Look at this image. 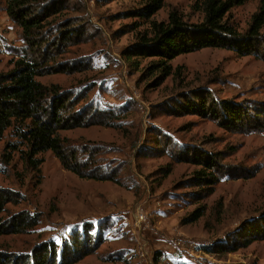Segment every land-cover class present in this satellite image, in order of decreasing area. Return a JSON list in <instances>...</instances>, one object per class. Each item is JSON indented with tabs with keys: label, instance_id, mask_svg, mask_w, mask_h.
<instances>
[{
	"label": "rangeland",
	"instance_id": "374dc122",
	"mask_svg": "<svg viewBox=\"0 0 264 264\" xmlns=\"http://www.w3.org/2000/svg\"><path fill=\"white\" fill-rule=\"evenodd\" d=\"M259 1L248 0L231 10L241 29L248 27ZM142 2L67 0L61 13L47 18L78 32L58 59L84 63L74 72L38 79L61 91L86 94L77 106L92 102L116 114L105 122L99 117L61 133L71 145L90 149L94 162L87 173L106 169L116 178L81 176L66 169L52 151L39 154L44 160L39 171L27 169L18 152L3 158L13 139L9 130L0 141V187L22 196L8 205L11 212L28 210L40 221L26 233L1 235L0 244L27 251L47 239L69 238L85 222L98 224L108 218L105 241L76 264H264V238L241 247L226 242L264 213V132H237L212 116L174 109L177 98L185 100L197 89L218 99L264 101V61L206 47L177 56L172 61L177 72L157 82L147 67L152 57L128 60L125 48L150 29L152 19L168 20L177 11L197 23L204 14L199 0H164L150 20L126 14ZM22 33L2 1L0 70L12 66L11 52L24 44ZM191 149L202 155L217 153L219 167L231 173L221 175L204 197L189 181L201 167L188 154ZM87 156L79 153L81 159ZM199 206L205 207L204 215L185 223L184 218Z\"/></svg>",
	"mask_w": 264,
	"mask_h": 264
},
{
	"label": "trees",
	"instance_id": "16d2710c",
	"mask_svg": "<svg viewBox=\"0 0 264 264\" xmlns=\"http://www.w3.org/2000/svg\"><path fill=\"white\" fill-rule=\"evenodd\" d=\"M2 1H5L9 17L22 27L24 43L11 52L12 66L0 70V141L9 130L13 135L4 148L3 158H8L10 152H18L27 169L39 171L44 161L39 154L52 151L66 169L81 176L115 179L111 175L113 171L107 173L106 169L87 173L94 162L90 149L71 145L70 139L61 133L64 129L90 125L99 117H104V122L112 119L116 116L114 110L100 109L92 102L77 106L86 94L61 91L38 79L49 73L74 72L79 68L76 65L84 63V60L80 63L79 60L58 59L78 32L71 27L68 29L73 30L59 27L47 19L52 13H61L67 0H0V3ZM142 1L140 7L126 14L150 20L165 5L164 0ZM247 1L199 0L204 16L197 23L189 22L177 11L172 12L168 20L152 19L150 29L139 34L125 48L123 55L128 60L152 57L147 67L150 75L156 74L157 82L159 78L177 72L172 64L177 56L206 47L226 48L264 61V0L259 1L246 29H241L230 16L234 7ZM47 20L50 26H46ZM184 99L177 98L175 111L212 116L223 127L237 132H264V101L218 99L202 89H197L194 94L187 93ZM79 153L88 156L81 159ZM190 153L201 167L195 170L189 181L198 187L199 196L204 197L227 172L219 167L217 153L202 155L198 149L194 152L191 149ZM227 174L231 175L230 172ZM21 197L16 190L0 187V236L26 233L39 223L40 218L28 210L11 212L8 205ZM204 213L205 207L199 206L184 218V222L196 221ZM110 222L108 218L98 224L85 222L69 238L61 241L47 239L27 251H12L0 244V264H76L105 241ZM235 234L240 237L233 238ZM232 236L226 242L236 247L248 246L255 239L264 238V213L250 220L248 226H241ZM205 249L212 251V247Z\"/></svg>",
	"mask_w": 264,
	"mask_h": 264
},
{
	"label": "built area",
	"instance_id": "2783aa9c",
	"mask_svg": "<svg viewBox=\"0 0 264 264\" xmlns=\"http://www.w3.org/2000/svg\"><path fill=\"white\" fill-rule=\"evenodd\" d=\"M143 253H145L144 249H143Z\"/></svg>",
	"mask_w": 264,
	"mask_h": 264
}]
</instances>
